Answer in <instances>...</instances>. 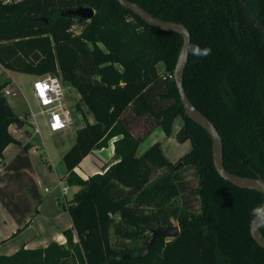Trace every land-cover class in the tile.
Wrapping results in <instances>:
<instances>
[{
	"label": "trees",
	"instance_id": "trees-1",
	"mask_svg": "<svg viewBox=\"0 0 264 264\" xmlns=\"http://www.w3.org/2000/svg\"><path fill=\"white\" fill-rule=\"evenodd\" d=\"M129 1L187 28L188 99L220 135L224 168L264 178V0ZM78 7L95 14L89 20L66 14ZM75 25L81 27L78 33ZM181 44L177 33L147 25L117 0H0V66L60 77L77 91L74 110L83 121L63 156L67 184L81 187L61 202L72 220V229L64 231L66 245L20 249L0 256V264H264V249L250 234L263 195L238 188L215 171L210 136L186 116L173 80ZM159 83L164 85L159 98L170 102L156 108L151 91ZM5 86L0 84V155L18 144L10 125L22 127L27 118L12 111ZM129 113L153 122L166 136L179 117L176 140L189 141L190 150L176 165L157 142L138 155L143 138L129 128ZM114 137H120L114 143L116 161L87 180L78 177L73 170L82 159ZM186 167L195 170L196 211L182 197L187 188L179 170ZM155 170L164 172L152 178ZM173 221L179 233L163 235L147 255H137L149 241V229ZM260 232L264 236V222Z\"/></svg>",
	"mask_w": 264,
	"mask_h": 264
},
{
	"label": "rangeland",
	"instance_id": "rangeland-1",
	"mask_svg": "<svg viewBox=\"0 0 264 264\" xmlns=\"http://www.w3.org/2000/svg\"><path fill=\"white\" fill-rule=\"evenodd\" d=\"M73 30L78 33L81 30V27L75 25ZM159 69L161 70L160 66ZM3 73H9L8 75L14 80L15 84L13 86V90H16L17 97H8V100L13 104H22L23 110L27 114H29L27 103L31 107L32 111L37 113L39 108L36 105L35 100L32 98V84L35 81L36 77L31 74H23L14 71H4ZM4 74L0 75V81H2ZM6 83V82H5ZM157 87V88H156ZM164 85L159 83L153 88L151 91L152 101L156 108H161L167 105L170 101L161 100L158 96V93L162 91ZM72 100H68L69 107L74 110V104L77 101L76 92L73 89L72 91ZM75 96V97H74ZM23 97L25 99H23ZM14 108L17 105H13ZM125 120L128 122L129 128L131 129L132 133L137 137L143 138L142 143L137 151V154H141L145 152L152 143H159L163 149L164 154L167 158L172 162V164L176 165L179 159L186 154L190 150V143L186 141L185 143H179L176 140V134L182 124V120L178 117L174 121L173 124V131L170 136H166L160 127H155L153 122H148L145 119H135L131 115V113L127 114ZM30 118H26L24 126H27L28 123H31ZM73 125L61 132H51L44 124V119L41 116L37 117V122L41 131V134H36L32 139H30L31 143L41 142V149H36L34 146L33 150L29 153H25L24 157H19L15 154L14 150L15 146L8 149L7 156L9 157L8 162L10 163L11 167L9 168V188L13 184H18L20 182L23 184L24 190L22 195L24 198L27 196H37L38 199L40 198H53L55 202L59 205V199L64 197V194H68L67 197H70L71 193L64 192V188L69 190L70 188L67 186L65 181H60L59 174L61 167H63V160L61 159V150H66V146L69 144H74L75 137L74 133L75 130L81 127V121L78 118V114L73 112ZM146 122V124L144 123ZM32 130H34L33 125L31 126ZM152 130V131H151ZM151 131V133H150ZM150 133V134H149ZM16 135V134H15ZM44 147L47 152V162L41 161L40 154L44 152ZM5 150V148H4ZM3 150V151H4ZM3 151L1 155L3 154ZM45 154V153H44ZM25 163L24 168L20 169L17 168V164ZM18 170V171H17ZM164 171L163 170H155L152 175V178H156L157 176L161 175ZM58 174V175H57ZM180 176L183 178L185 187L187 190L183 193V201H188L189 206L192 207L194 211L197 210V199H195V195L191 192L195 190L197 179L195 175V170L190 167L182 168L179 170ZM6 191L8 192V198L11 200L13 206L18 209L22 210L24 208V203H20L17 200L12 199V194L10 195L8 187H6ZM180 203V199H179ZM7 206H11L8 202H6ZM37 204V203H36ZM39 205V204H38ZM13 206L11 208L13 209ZM68 221L72 222L71 218L67 213H65ZM172 225H176L173 221ZM177 226V225H176ZM150 236V234H148ZM115 241L114 234L111 233V242Z\"/></svg>",
	"mask_w": 264,
	"mask_h": 264
},
{
	"label": "crops",
	"instance_id": "crops-1",
	"mask_svg": "<svg viewBox=\"0 0 264 264\" xmlns=\"http://www.w3.org/2000/svg\"><path fill=\"white\" fill-rule=\"evenodd\" d=\"M159 66L161 70L159 69ZM157 70L159 73H162V63L157 65ZM4 71L10 70H6L0 66V75L4 74V77L2 81H0V84L6 82V86L4 87V93L8 100V97L10 96L17 97V93L16 90L12 89L15 84L14 80L11 78L10 75H8L9 73H3ZM72 91L73 88L71 90V96L68 97V100L73 99ZM75 92L77 98V101L75 102L76 104L79 101V95L76 90ZM23 99L25 98L23 97ZM8 102L12 111L17 116H22L26 114L28 117V114L25 112V110H23L21 103L18 104L16 102V104H13L17 105L14 108V106L9 100ZM75 104L73 109H75ZM27 106L29 107V103H27ZM73 112H75V110H73ZM84 112L88 121L90 123H94L95 119L93 115L91 113H88L87 111ZM78 118L81 121L82 126L83 121L80 114H78ZM31 126L32 124L28 123L27 126L19 127L16 133H14V135L16 134V137L12 136L11 134L14 128H12V130L8 128V130H10L9 133L13 138L18 141V144L11 143L7 145L5 147V150L3 151V154L0 155V166H2V170L0 171V256L4 257H9L18 252L20 249H24L27 251L44 249L50 243L53 242L65 246L66 238L64 236V231L72 229V222H70V220L68 221V218L65 215V213L68 214V212L63 209L61 202L65 198L67 200L71 199L73 195L81 189V187L79 186H69L67 184V170L65 168L64 163L63 167H61L60 170L59 179L60 181L66 182L67 186L70 188L67 191L68 193L72 192V194L70 197H67L68 194H66L62 199L57 197L56 199H59V205L55 202L53 198L49 197L38 199L37 196L33 195L24 198L22 193L25 190L23 184H21L20 182H18L17 185L13 184L9 188V168L11 167V165L8 162L9 157L7 156V151L9 148L12 149V147L10 146H15L16 148L14 150H17V148H19L17 151H15V154H17L18 158L24 157L25 153H29L30 151H32L34 146L38 150L42 147L41 142L31 143L30 139H32L34 135H36V133H34V131L32 130ZM74 137H76L75 133ZM119 138L120 137H114L108 142V145L106 147L98 150H93L91 153H89L86 157L82 159L78 166L74 168V173L82 180H87L90 176L95 175L97 173H103L108 166H110L116 161L114 156V143ZM71 146H73V144H69V146H66V150H61L62 160L64 154L71 148ZM47 155L48 154L44 147V152L40 154V158L41 161L47 163L46 165H48ZM24 164L25 163H20L19 165L17 164V168L22 169L26 167L24 166ZM48 167H51V165H48ZM6 187H8L10 195L12 194L13 200H17L20 203H24V208L22 210H18L13 206L11 200L8 198V192L6 191ZM6 202L13 206V209L11 208V206H7Z\"/></svg>",
	"mask_w": 264,
	"mask_h": 264
},
{
	"label": "water",
	"instance_id": "water-1",
	"mask_svg": "<svg viewBox=\"0 0 264 264\" xmlns=\"http://www.w3.org/2000/svg\"><path fill=\"white\" fill-rule=\"evenodd\" d=\"M117 1L122 7L131 11L147 25L161 31L177 33L181 37L182 44L172 74L180 96L181 105L184 108L186 116L194 123L202 127L205 131H207L208 135L210 136L212 163L217 174L223 180L238 188L257 191L263 195L262 205L250 222V234L255 243L264 249V236L260 232V226L264 222V178H262L259 174H255V177H242L232 174L224 168L223 147L220 135L215 129L213 123L194 107L184 91L183 75L188 62L189 46L191 42L190 34L187 28L181 23L165 21L154 17L138 4L129 0ZM66 14L76 18L89 20L94 16L95 11L89 7H78L75 10L67 11ZM32 59L34 61L38 60L39 54L35 52L32 55ZM66 86H69V84L66 83ZM177 233H179V227L176 225L157 226L155 228L149 229V241L145 245L144 249L138 252L137 255H147L154 243L163 235H176ZM128 257H130V255H128Z\"/></svg>",
	"mask_w": 264,
	"mask_h": 264
},
{
	"label": "built area",
	"instance_id": "built-area-1",
	"mask_svg": "<svg viewBox=\"0 0 264 264\" xmlns=\"http://www.w3.org/2000/svg\"><path fill=\"white\" fill-rule=\"evenodd\" d=\"M20 0H3L4 3H13ZM70 89V90H69ZM72 87L66 86V83L56 75H45L36 77L32 84L33 99L35 100L39 111L33 112L29 106V114L31 124L34 127V133L40 135V128L37 122V117H43L45 125L51 132H61L69 129L73 121V110L68 105V97L71 96ZM12 136L16 137L14 133L19 129L17 125H10ZM10 131V130H9ZM2 166H0V171ZM64 192L67 189L64 188ZM65 195V194H64ZM64 200V199H63Z\"/></svg>",
	"mask_w": 264,
	"mask_h": 264
}]
</instances>
